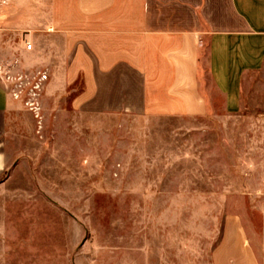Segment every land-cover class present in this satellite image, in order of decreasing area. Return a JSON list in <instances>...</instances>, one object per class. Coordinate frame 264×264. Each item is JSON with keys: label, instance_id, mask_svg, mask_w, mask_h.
I'll return each mask as SVG.
<instances>
[{"label": "crops", "instance_id": "1", "mask_svg": "<svg viewBox=\"0 0 264 264\" xmlns=\"http://www.w3.org/2000/svg\"><path fill=\"white\" fill-rule=\"evenodd\" d=\"M0 12V59L47 75L37 114L0 81V211L86 184L181 199L154 187L188 175L192 200L253 207L221 213L216 241L163 237L154 256L142 218L125 264H264V0H7Z\"/></svg>", "mask_w": 264, "mask_h": 264}, {"label": "rangeland", "instance_id": "2", "mask_svg": "<svg viewBox=\"0 0 264 264\" xmlns=\"http://www.w3.org/2000/svg\"><path fill=\"white\" fill-rule=\"evenodd\" d=\"M4 5L0 3V7ZM18 63L17 56L0 59L1 82L9 74L22 72ZM188 179L187 175L182 183L154 187L167 193L181 192V199L132 200L124 194L126 185L107 183L102 185L105 191L115 186L119 194H94L93 186L86 184L78 196L69 200L2 201L0 264H125L131 254L128 238L132 223L142 218L148 221L144 230L149 234V254L154 256L158 239L163 237L167 241L181 238L198 244L206 239L216 241L223 220L221 213L243 208V204L253 207V201L192 200L189 192L193 185ZM131 209H135V216ZM141 209L146 211L145 216L141 215ZM158 213L164 222L159 227ZM251 218L246 217V223L251 224ZM252 223L259 226L261 218L256 217ZM114 259L116 263L110 262Z\"/></svg>", "mask_w": 264, "mask_h": 264}, {"label": "built area", "instance_id": "3", "mask_svg": "<svg viewBox=\"0 0 264 264\" xmlns=\"http://www.w3.org/2000/svg\"><path fill=\"white\" fill-rule=\"evenodd\" d=\"M7 0H0L6 4ZM31 44L27 43V48ZM47 75L45 71L34 73L19 72L9 74L3 81L4 86L16 99H22L28 110L37 114L40 111V94Z\"/></svg>", "mask_w": 264, "mask_h": 264}]
</instances>
